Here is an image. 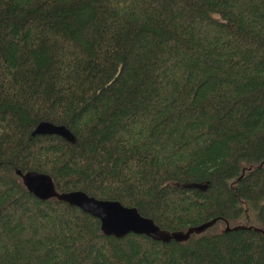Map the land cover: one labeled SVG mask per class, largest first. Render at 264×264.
Masks as SVG:
<instances>
[{
  "label": "trees",
  "instance_id": "trees-1",
  "mask_svg": "<svg viewBox=\"0 0 264 264\" xmlns=\"http://www.w3.org/2000/svg\"><path fill=\"white\" fill-rule=\"evenodd\" d=\"M16 168L171 230L264 223V0H0V264H264L254 229L106 235Z\"/></svg>",
  "mask_w": 264,
  "mask_h": 264
},
{
  "label": "water",
  "instance_id": "water-1",
  "mask_svg": "<svg viewBox=\"0 0 264 264\" xmlns=\"http://www.w3.org/2000/svg\"><path fill=\"white\" fill-rule=\"evenodd\" d=\"M32 134H57L71 141L76 139L75 134L66 124H57L46 119L38 122ZM15 171L22 178L27 190L38 198L46 200L56 197L60 201L77 206L97 217L100 220L101 231L106 235L122 237L133 232L145 234L154 240L163 242L171 240L181 242L189 239L192 234H202L218 219L213 218L181 230L161 228L152 217L142 215L135 206L124 205L119 200L97 198L80 189L58 191L53 177L39 170L22 171L20 168H16ZM193 186L206 188V185L196 184ZM233 228H244V226L236 225Z\"/></svg>",
  "mask_w": 264,
  "mask_h": 264
},
{
  "label": "flooded vegetation",
  "instance_id": "flooded-vegetation-1",
  "mask_svg": "<svg viewBox=\"0 0 264 264\" xmlns=\"http://www.w3.org/2000/svg\"><path fill=\"white\" fill-rule=\"evenodd\" d=\"M244 212V216L242 217L241 221H235V222H230L228 219L224 217H218L217 221L215 224L212 226H215V230L213 232L214 235L219 234V232H228L231 230H238V229H254L262 234V237L264 238V223L262 221H258L255 217V211L254 210H249L247 206L244 207V209L241 210V213ZM244 218L246 220H244ZM254 218V219H252ZM223 223V224H222ZM236 225H242L244 228H233ZM218 226L220 228H218ZM230 227V228H229ZM195 235V234H192ZM191 235V236H192Z\"/></svg>",
  "mask_w": 264,
  "mask_h": 264
},
{
  "label": "bare ground",
  "instance_id": "bare-ground-1",
  "mask_svg": "<svg viewBox=\"0 0 264 264\" xmlns=\"http://www.w3.org/2000/svg\"><path fill=\"white\" fill-rule=\"evenodd\" d=\"M65 138V137H64ZM67 139V138H66ZM67 140H69V139H67ZM71 141V140H70ZM76 141V139L74 140V141H71V142H75ZM214 218H217V217H214ZM213 219V218H212ZM210 220V219H209ZM156 222V221H155ZM205 222V221H204ZM197 225V224H196ZM160 226V225H159ZM161 227V226H160ZM162 228V227H161ZM168 229V228H167ZM171 230V229H170ZM174 230H181V229H174ZM132 233V232H131ZM191 237V236H190ZM189 237V238H190Z\"/></svg>",
  "mask_w": 264,
  "mask_h": 264
},
{
  "label": "rangeland",
  "instance_id": "rangeland-1",
  "mask_svg": "<svg viewBox=\"0 0 264 264\" xmlns=\"http://www.w3.org/2000/svg\"><path fill=\"white\" fill-rule=\"evenodd\" d=\"M223 224V223H222ZM218 228H220L219 226H218ZM213 229L215 230V226L213 227Z\"/></svg>",
  "mask_w": 264,
  "mask_h": 264
}]
</instances>
